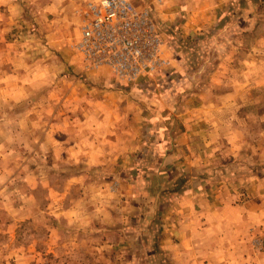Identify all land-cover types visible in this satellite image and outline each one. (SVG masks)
I'll return each mask as SVG.
<instances>
[{"label":"rangeland","instance_id":"obj_1","mask_svg":"<svg viewBox=\"0 0 264 264\" xmlns=\"http://www.w3.org/2000/svg\"><path fill=\"white\" fill-rule=\"evenodd\" d=\"M93 1L0 0V264H123L53 213L94 203L206 238L180 264H264V0H129L164 60L132 81L76 49ZM157 244L142 264L174 263Z\"/></svg>","mask_w":264,"mask_h":264},{"label":"built area","instance_id":"obj_2","mask_svg":"<svg viewBox=\"0 0 264 264\" xmlns=\"http://www.w3.org/2000/svg\"><path fill=\"white\" fill-rule=\"evenodd\" d=\"M76 49L86 65L107 66L124 81L155 71L164 60L161 38L147 10L129 0H94Z\"/></svg>","mask_w":264,"mask_h":264},{"label":"crops","instance_id":"obj_3","mask_svg":"<svg viewBox=\"0 0 264 264\" xmlns=\"http://www.w3.org/2000/svg\"><path fill=\"white\" fill-rule=\"evenodd\" d=\"M51 206H48L49 210ZM121 206L124 207L121 213L123 214L127 210V206H123V205ZM230 206L233 209H236V206H233V205H230ZM88 208H91V210L88 209V211L86 210V212H89L90 214H88L87 219H84V221L81 220V222L80 220L77 219V215H75V217L73 218L71 215V214H75V212L73 211L74 209H76L75 211H77L78 206H75L73 210H72V207H71V210L70 209L65 210L63 208L56 206L53 213L60 215V213L62 212L63 215L67 217L70 216L69 221L70 223H72L73 225L72 227H79V223H80V226L87 228V231H88L87 235L82 237L80 241L85 240V242L89 244V247L91 250L97 249L95 251V253L97 254H94L93 257L91 256V258H94V259L96 257H99L98 255L99 253H102V249H105L106 251L110 252L114 247H118L119 245V249L121 250V253L124 256V258L122 259L123 264H142L141 259L143 257L142 255L143 250H142L141 244H143L144 239H147L151 241H156L158 243L157 244L158 248L164 249V251L158 252V253L160 254L166 253L167 255H169L170 260L177 259V260L183 261L184 263V260H186L190 256V251H188L187 250L188 248H186L187 243L206 242V238L202 236H198V235H195V236L189 235L188 237H185L183 235L177 236V234L173 232H175L176 229L177 231H182V229L180 227H177V225H175L174 218H170L168 220H166V218L164 217L160 218L162 219L160 220L161 222L159 221L160 228L163 232L161 233V235H157L156 237L155 235H153L155 237L154 238L152 235L147 236V237L144 236L143 230L144 229L150 230V227L149 226L144 227V222L140 220L129 219L127 221V219L125 220L124 218H121V220L112 223L111 220L106 217L109 210L105 204L94 203V204H91ZM105 210H108V211H105ZM96 211L100 213L98 214L97 220L94 218V214ZM89 215H93V218L92 216H89ZM176 221L178 224L182 225L184 219H178ZM170 227H172V229ZM58 228H59V225L57 224V227H55V229L52 231V234L48 238V242H47V243H53L54 246L57 247V249L60 248L61 242H62V237L59 234ZM173 228L175 229V231ZM78 234L75 236H78ZM74 238L75 237L72 238L73 242H75ZM191 252L195 254L197 253L193 250H191ZM198 254L200 255L199 252ZM130 260H133V261L130 262ZM175 261L174 263H170V264H175ZM176 264H180V263L176 261Z\"/></svg>","mask_w":264,"mask_h":264}]
</instances>
